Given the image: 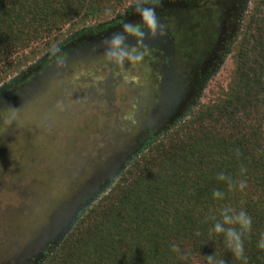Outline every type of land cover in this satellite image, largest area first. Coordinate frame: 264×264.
<instances>
[{
	"label": "trees",
	"instance_id": "16d2710c",
	"mask_svg": "<svg viewBox=\"0 0 264 264\" xmlns=\"http://www.w3.org/2000/svg\"><path fill=\"white\" fill-rule=\"evenodd\" d=\"M129 1L0 0V82L26 64L28 53L39 54L35 46L57 40L66 26H84L107 6ZM239 38L233 82L224 97L193 111L152 144L43 256V264H204L213 254L225 264H241L222 236L208 235L211 217L219 219L225 205L252 217L245 255L248 264H264V250L257 248L264 233V0L254 3ZM241 167L247 169L243 192L229 191L216 179L220 172L243 179ZM217 189L224 192L223 201L212 198ZM173 244L190 253L189 260L178 259L170 251Z\"/></svg>",
	"mask_w": 264,
	"mask_h": 264
},
{
	"label": "rangeland",
	"instance_id": "374dc122",
	"mask_svg": "<svg viewBox=\"0 0 264 264\" xmlns=\"http://www.w3.org/2000/svg\"><path fill=\"white\" fill-rule=\"evenodd\" d=\"M256 1L213 0L210 11L204 13L212 31L206 23H195L199 16L190 17L184 12L158 18L175 36L179 51L191 53V57L204 44L212 50L221 19L225 31H231L221 60L191 109L169 127L170 121H160L158 117L156 72L154 65H148L153 61L149 49H141L145 55L140 64L126 63L122 67L106 60L107 46L89 50L57 67L29 91H19L0 103V264H43L47 258L40 262L42 254L32 260L25 255L35 253L43 238H49V223L56 213L97 185L124 155L143 147L136 158L139 159L152 144L188 121L193 111L224 97L233 82L242 23ZM135 3L137 0L109 5L107 15L105 10L84 26H66L57 40H50L49 46H35L39 54L28 53L26 64L1 81L0 87L74 33L125 18ZM124 22L134 23L126 18ZM126 41L128 46L136 45L134 38ZM47 123L52 127L47 128ZM147 138L152 141L150 145Z\"/></svg>",
	"mask_w": 264,
	"mask_h": 264
},
{
	"label": "flooded vegetation",
	"instance_id": "af4514ba",
	"mask_svg": "<svg viewBox=\"0 0 264 264\" xmlns=\"http://www.w3.org/2000/svg\"><path fill=\"white\" fill-rule=\"evenodd\" d=\"M212 1L213 0H159L158 4H149L146 6L155 7L158 18L163 15L169 16L170 13L174 12H177L176 14L184 12L190 15V17L191 15L195 16V18L199 16L198 19L195 20V23L198 25L206 23L210 26L212 31V24L209 18L204 14L210 11L211 4L213 3ZM125 18L133 20V24L141 23L139 22L140 17L135 13L134 9L130 10L125 15ZM125 18L103 27L85 28L78 33H74L68 39L58 43L54 46L60 49V52L57 53L56 56L51 54L52 48L23 73H20L12 81L0 87V103L19 91H29V89L36 86L39 81L47 78L57 67L67 65V63L76 56L84 54L89 50L106 46L103 44V41L110 38L114 33L122 32V29L118 28V26ZM223 18H225V16H223ZM160 23L164 25L163 22L160 21ZM223 25L224 19H221L212 50H208V47H205L204 44V47L198 49L194 57H191V53L185 54L179 51L176 38L170 33L168 28H165V34L163 36L157 35L154 38L149 37L148 33L145 32L146 41H144V43L147 45L151 54L150 58L153 60L149 61L148 65H154L156 72L154 84L158 94L157 99L159 101L158 117L160 121H170V125H167V127L173 125L187 114L195 98L203 88L205 81L214 70L216 64L221 60L222 51L231 32H226ZM127 42L128 41H126V43ZM146 42H151V44ZM58 57L63 58L62 63L58 62ZM46 126L47 128L52 127L50 123H47ZM157 135L158 134L154 137H157ZM147 139L146 142L149 141V139L148 141ZM142 149L143 147H140L124 155L121 161L116 165V169H122L126 161L132 159L133 156L141 152ZM108 174L102 177L98 181V184L92 187V190L106 186L109 181ZM91 196V194L81 197L76 196L73 201L78 204L82 202L85 203ZM56 229H58V227H55L51 231V237L45 239L35 253L30 254V256L27 254L28 260H32V257H35L38 253L42 254L43 257L46 252L50 250L54 243L53 238H55V235L57 236Z\"/></svg>",
	"mask_w": 264,
	"mask_h": 264
},
{
	"label": "clouds",
	"instance_id": "9594fccd",
	"mask_svg": "<svg viewBox=\"0 0 264 264\" xmlns=\"http://www.w3.org/2000/svg\"><path fill=\"white\" fill-rule=\"evenodd\" d=\"M159 0H137L134 5L135 13L140 17V24H132L122 22V32L114 33L110 38L103 41L107 47L105 48L104 56L106 60L118 67L124 66L126 63L130 66L140 64L144 60L145 51L148 49L145 41V32L149 37H155L157 35L163 36L165 34V26L160 23L156 9L152 6H146L149 4H158ZM105 14H109V10H106ZM134 38L136 40L135 46H128L126 44L127 38ZM141 49L145 51H141ZM60 52L58 47H54L52 55L56 56ZM58 62L62 63L63 58L58 57ZM129 78L126 76L125 80ZM134 79V78H133ZM235 156L238 159L240 151H235ZM247 169L241 167L239 170L240 177L243 179H233L231 175H226L220 172L216 179L227 185L229 191L243 192L247 187L246 178ZM212 198L217 201H223L225 194L221 190H215L212 192ZM214 221L211 228L208 231V235L222 236L223 244L227 248L228 252L232 254V257L241 264H248V258L245 255L244 249V237L252 230L253 220L252 217L243 209H237L232 206L225 205L219 211V219L212 216ZM200 235L199 232L196 233ZM257 248L264 250V233L259 237ZM170 251L176 255L180 260L187 261L190 258V253L183 251L179 245H171ZM204 264H225L224 259L217 258L215 254L204 257Z\"/></svg>",
	"mask_w": 264,
	"mask_h": 264
},
{
	"label": "water",
	"instance_id": "95a60500",
	"mask_svg": "<svg viewBox=\"0 0 264 264\" xmlns=\"http://www.w3.org/2000/svg\"><path fill=\"white\" fill-rule=\"evenodd\" d=\"M135 4H133L132 6L135 7L134 6ZM143 151L144 150H142V152ZM142 152L137 153L136 155L133 156L132 159L127 160L122 169L118 170L115 167L113 170H111L108 174L109 181L106 184V186L95 188V189L93 188L94 190H92L91 188L78 195L79 197H81V196H88L91 194L92 196L91 198L87 199V202L85 203L82 202L78 204L72 201L70 204L65 205L61 211H59L53 216V218L50 220L49 230L47 231V234L49 235V237H51V233H52L51 231L55 227L56 228L58 227V229H56L57 236L55 235V238H53L54 243L52 244L50 250L46 252V255L51 253L66 238V236L73 231V229L78 224V222L83 217V215L93 206V204L100 197H102L106 193V191L109 190L110 186L119 178L123 170L126 169L139 155H141ZM45 239H48V238L44 237L43 241ZM38 248L39 247L35 248V251ZM45 259H46V256L43 257V259L40 262H43Z\"/></svg>",
	"mask_w": 264,
	"mask_h": 264
}]
</instances>
